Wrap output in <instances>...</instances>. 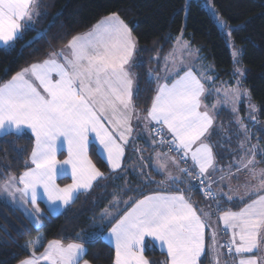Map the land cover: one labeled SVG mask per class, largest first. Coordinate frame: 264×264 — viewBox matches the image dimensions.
<instances>
[{"label":"snow or ice","instance_id":"6c2138e0","mask_svg":"<svg viewBox=\"0 0 264 264\" xmlns=\"http://www.w3.org/2000/svg\"><path fill=\"white\" fill-rule=\"evenodd\" d=\"M36 6V0H0V42L4 45L13 42L36 14ZM217 21L222 29L228 28L218 15ZM227 34L231 35L230 32ZM67 49L70 55H65L64 49L49 53V58L22 68L0 85V134L19 136L27 128L35 137L30 155L33 167H28L18 181L17 177L11 176L2 189L22 205H36L38 189H42L48 201L53 204L60 202L58 207L69 206L81 192L92 189L93 182L107 178L88 155L90 134H95L98 152L105 158L110 170L115 171L121 168L124 145L132 132V114L136 112L134 77L128 71L136 50L132 30L113 13L93 30L74 36ZM238 56L239 51L233 48V60L238 62ZM164 59L167 63L169 57ZM233 74L243 76L244 70L236 68ZM148 75L149 82L156 84V94L144 119L156 123L154 131L160 137L153 144L167 146L170 152L180 153V159L185 163L191 160L192 169L179 168V171L191 177L195 170L197 178H204L200 181L203 194L217 201V212L222 208L220 199L231 203L233 199L243 202L245 196L255 195L257 198L245 203L238 211H222L218 219L223 223L224 232L230 233V239L219 244L216 230L206 219L211 213L198 210L182 190L178 189L176 194L157 190L135 200L129 197L131 207L110 230L115 247L114 264H151L144 256L145 236L152 238L155 246L166 253L168 259L161 264H200L206 250V228L210 230L208 251L212 254L213 264H219L222 248L227 250L228 255L238 258L236 264H264V257L254 255L262 250L261 241H264V195L260 194L264 192V169L257 171L249 167L257 163V151L264 156V150H260L258 145L246 148L241 141L239 147L249 158L245 160L242 156L235 163L237 173L247 170L251 174V180L244 185L245 196L216 193L211 187L214 181L208 178V173L210 169L213 173L224 172V169L216 164L212 146L205 143L213 117L207 110H201L202 96L211 94L205 83L214 81L203 73L197 76L191 68L183 74L176 70L164 77L149 69ZM236 84L239 86L240 81L237 80ZM232 91L237 98L248 95L247 90L241 93L239 87ZM249 107L254 109L255 106ZM232 111L235 112V109ZM135 118H140L138 112ZM235 122L248 136L246 126L239 117ZM165 134L171 138L165 139ZM65 149L67 158L58 160V151ZM155 157L157 166L154 170L164 175L165 180L154 181L149 175L146 177L148 183L154 182L166 189L185 182L167 170V161L177 167L180 161L167 153L156 152ZM165 157L166 160L163 159ZM140 159L143 161V156ZM231 167L229 165L226 175L217 178L219 182L235 175ZM58 175L70 176L72 183L60 187L55 183ZM205 180L208 181L206 186ZM17 182L22 187H17ZM227 186L231 191L230 184ZM16 193L20 194L18 198ZM24 211L38 226L39 216H33L26 207ZM34 211L38 214L39 208ZM107 217V211L102 213L101 219ZM31 245L32 242H29L24 247L30 250ZM84 252L81 243L64 246L58 241H51L41 256L32 251L31 257L21 261V264H38L40 260L49 264H79ZM85 264L89 262L85 261Z\"/></svg>","mask_w":264,"mask_h":264},{"label":"trees","instance_id":"16d2710c","mask_svg":"<svg viewBox=\"0 0 264 264\" xmlns=\"http://www.w3.org/2000/svg\"><path fill=\"white\" fill-rule=\"evenodd\" d=\"M36 3V14L24 25L21 34L8 45L0 44V85L22 68L49 58V53L61 50L74 36L115 13L127 23L137 39L133 68L138 92L134 94L133 102L140 113L147 114L156 94V84L149 82V69L160 75L164 55L183 33L211 66V74L215 77L213 83L226 81L234 85L238 76L233 74L234 69L239 65L247 68L241 85L249 88L251 100L257 106V116L254 120L247 118L243 101L240 121L248 129L264 126V0H36ZM211 5L219 18L227 23L226 30L219 27ZM230 43L240 48L238 62L233 60ZM210 100H214L212 92ZM236 119L237 114L231 109L216 108L215 123L207 134L215 162L221 168L233 163L241 141L246 139ZM156 138L157 141L160 139ZM34 143V135L27 130L19 136L0 135V264H17L28 258L34 249L42 251L52 240L85 244L83 259L93 264H114L115 248L104 236L131 207L129 197L142 199L157 190L177 191L180 186L186 188L192 200L194 197L199 201L210 199L202 194L196 181L178 183L176 187L166 189L154 182L148 183L146 177L149 175L154 181L164 178L154 170L155 148L142 138L136 137L130 142L123 165L117 171L110 170L98 152L97 144L92 141L91 159L107 178L95 181L92 189L81 192L61 212L47 213L37 226L1 191L11 176H20L31 166ZM217 174L224 173L217 171ZM69 180V177H63L59 182ZM116 200L120 202L117 204ZM106 211L109 217L101 219ZM29 242H32L31 249L26 250L24 246ZM153 244L150 240L145 243V255L151 264H161L166 253Z\"/></svg>","mask_w":264,"mask_h":264},{"label":"rangeland","instance_id":"374dc122","mask_svg":"<svg viewBox=\"0 0 264 264\" xmlns=\"http://www.w3.org/2000/svg\"><path fill=\"white\" fill-rule=\"evenodd\" d=\"M187 2H188V0H187ZM211 9H212L213 13L215 15H217V13L215 11V8L212 5H211ZM117 16L119 17V15H117ZM119 18L122 21H124L121 17H119ZM101 20L102 19H100L97 23H95L93 25V27H91L90 29L86 30L85 32H83V33H81L79 35L85 34V33L89 32V31L93 30L97 24L102 22ZM124 23L127 24L125 21H124ZM132 35H133V33H132ZM178 38H179V40H178ZM175 42H176V46L174 45L175 49H173L170 52L168 51L163 57L164 68L166 66H168L169 63L171 65H173L175 60L177 61V64H178L179 67H181V65H182V62H181L180 59H184L188 63L191 62L190 52H189V50H185V48H184L183 42H188V40L184 37L183 33L176 38ZM229 46H230L231 54H232L233 48H236L239 51V54H240V48L234 46L232 43H230ZM193 50H194L195 53H197V54L199 53V51H197L198 49L196 47H194V46H193ZM165 57H169L167 63L165 62V59H164ZM132 63L134 64L133 61H132ZM192 63L199 69L201 74L203 73L204 76L210 77L208 75L207 71H206V66L205 65L198 64L196 61H193ZM204 64H207V62H204ZM238 68H241L242 70H244V75L240 76L238 74L234 85H231V84H229L226 81H220L217 84L210 83V89H211L212 94H214V97H215L214 102H215V105H216L217 108L227 107V108H229L231 110L234 108L235 109V113L237 114V117L240 118V105H241V102L244 101L245 105H246V110H247V118L252 120V118L257 116V106L251 100V92H250L249 88H246L243 85H241V80L246 75L247 68L245 66H240V65H239ZM237 80L240 81L239 86H237V84H236ZM237 87H239V90H240L241 93H243L245 90H247L248 95L247 96L241 95L240 97L237 98L234 95L233 91H232L233 89H236ZM249 105H254L255 106L254 109L250 108ZM137 112L140 114L139 115L140 118L137 119V122H138V124H143V121H142L143 118L141 117V113L139 112V110ZM250 117H252V118H250ZM156 126L157 125H155L154 127H156ZM154 127H153V132H154ZM246 129H247V132H248V136H246V139H244V141H243L244 144H245V147L246 148H250L252 145H258L260 150H264V126H257V127H251L250 126L249 129L247 127H246ZM137 137H139V136H137ZM249 137H250V139H249ZM132 141H133V139H132ZM162 152L163 153H167L166 151H162ZM167 154H168V156L173 157L172 154H170V153H167ZM242 156L244 157L245 160H247L249 158L248 156L245 155L244 152H242L240 147H238V152L235 153V155L233 156V163L230 164L232 166L231 167V172L234 173L235 175H232L231 177H228L224 182H218L214 186V191L216 193L219 194L221 192H224V193H228L229 195H232L233 197L245 196L244 185L251 180V174L247 170H241V171H239L237 173V168H236V163L235 162L240 161ZM255 160L257 161V163H255L254 165H249V167L250 168L254 167L257 171H259L261 169H264V156H262L260 154L259 150L257 151ZM168 164H169V168L167 170L170 171L173 175H175V171L172 168L175 165L172 164L170 160H169ZM223 169H224V172H223L224 174L223 175H226L227 172H228L229 166H226ZM163 178L165 180V176L164 175H163ZM251 182L255 183L254 180H252ZM167 183L171 184V182H167ZM229 184L231 186V191H229V187L227 186ZM260 194L264 195V192H262ZM256 198L257 197L255 195L245 196V199H244L243 202H241L239 199H233V201L231 203H229L228 201L227 202H223L226 199H220V203H221V206H222L220 212H217V210H216L217 201H215V199L214 200L204 199L203 201H199L198 197H194V199L192 200V203L194 204V206H196L198 208V210L202 209V206H208L209 210H204V211L210 212L211 214H210V216L206 217V219H208L210 221L211 227L213 229H215L216 232H217V235L220 236V234L222 233L221 231H223V223H222V221H220L218 219V217H219V215L222 214V211L223 210H227V209H231L233 211H238L240 208H242L244 206L245 203H248V202H250V200L256 199ZM218 199H219V196H218ZM206 231L210 232V230L208 228L205 229V232ZM226 236H227L228 239H230V233H227ZM224 241H225V239L222 240L220 242V244H223ZM210 244H211V242H210ZM261 244H262V250L259 251V252H255L254 253V255L257 258L264 257V241H261ZM84 246H85V244H84ZM153 246H155V244H153ZM85 251H86V246H85ZM144 252H145V249H144ZM220 254L221 255H219V259L221 258L222 261L223 260L226 261L229 257H231L233 259L232 260L229 259L228 262H235L236 263V261L238 259L237 257L226 255V253L224 251V248L220 249ZM84 255H85V252H84L82 258L80 259V262H82V260H84L83 259ZM208 258L210 259L209 264H213L212 254L210 252L208 253L207 257L205 256V261H204L205 263H206V260L208 262ZM167 259H168V257L166 255V258H165L164 261H166ZM45 262H48V261H45ZM17 264H21V261L18 262ZM48 264H49V262H48ZM201 264H202V260H201Z\"/></svg>","mask_w":264,"mask_h":264},{"label":"crops","instance_id":"0c3cea01","mask_svg":"<svg viewBox=\"0 0 264 264\" xmlns=\"http://www.w3.org/2000/svg\"><path fill=\"white\" fill-rule=\"evenodd\" d=\"M112 15V14H111ZM110 15H108V16H106V17H104V18H102V20L101 21H103V20H105L107 17H109ZM120 17V16H119ZM79 35V34H78ZM133 37L135 38V36L133 35ZM135 40H136V50L134 51V54H133V58H132V61L134 62V60H135V57H136V52H137V48H138V44H137V39L135 38ZM189 42V41H188ZM186 42V46H185V42H183V44H184V48H185V50H189V52H190V59H191V62L190 63H188L186 60H184V59H180L181 60V62H182V65H181V67H179L178 66V64H177V61L175 60L174 61V63H173V65H171L170 63L168 64V66H166L165 68H164V65H162V69H161V72H160V77H164L166 74H168V73H170V72H172V71H176V70H179V72H180V74H183V72L184 71H187L188 70V68H191L192 70H193V72H195L196 74H197V76H200L201 75V73H200V71H199V69L192 63L193 61H196L198 64H202V65H205L206 66V71H207V73H208V75L210 76V77H212V80L214 81V79H215V77L211 74V66L207 63V64H204V59L201 57V55L198 53H195L194 52V50H193V45L189 42ZM0 44H2V45H4L2 42H0ZM68 45V44H67ZM67 45L64 47V48H62V49H64L65 50V55H70V52H69V50L67 49ZM176 46V42H174V44H173V46H172V48L169 50V52L170 51H172L173 49H175V46ZM60 51V50H59ZM59 51H57V52H59ZM58 59H59V57H57ZM132 61L130 62V65L128 66V71L133 75V77H134V94L136 93V89H137V79H136V73H135V70H134V68H133V63H132ZM166 72V73H165ZM54 79L56 78L55 76L53 77ZM173 78H175V77H173ZM162 82V81H161ZM169 82H171V81H169ZM202 82H204V81H202ZM215 82V81H214ZM216 84V83H215ZM37 87H39V85L37 84ZM205 88L206 89H208L210 92H211V89H210V83H205ZM134 94H133V96H134ZM202 108H201V110L202 111H204V110H207L208 112H209V115L210 116H212L213 117V123H212V125L210 126V128H209V130H208V133H209V131L211 130V128L213 127V125H214V123H215V119H216V105H215V102H214V100H215V97H214V100H210V95L208 94V93H205V95L204 96H202ZM136 109V112H133V118H132V120H131V126H132V132L129 134V136H128V143L126 144V145H124V157L122 158V163H121V167H122V165H123V162H124V159H125V155H126V152H127V150L129 149V144H130V142L132 141V139H135L137 136H139V138H142V139H144L146 142H148V144L150 145V146H152V147H154L155 148V153L156 152H160V153H163L162 151H166L167 153H170V154H172L173 155V157L177 160V161H180V163H179V166L177 167L176 165L174 166V167H172L173 168V170L175 171V175L174 176H180L181 177V179L183 180V181H185V183L187 182V181H189V183L192 181V182H194V181H196L195 179H194V177H192V175L193 174H191V177H189V176H187V175H185V174H183V173H181L180 171H179V168H185V166H187L189 169H192L193 168V165H192V162H191V160L189 159L188 160V162L187 163H185L184 161H182L181 159H180V153H178V152H176V151H169L167 148H166V150H164V149H162L163 147H160V145L159 144H153V141H157V138H156V136H155V134H154V132H153V127L156 125V123L155 122H148V121H146L145 119H144V117H146V115L147 114H142L141 113V117L143 118V124H138V122H137V119H135V117H136V113H137V108H135ZM140 115V114H139ZM25 130H27V131H29V132H31L29 129H27V128H25ZM24 130V131H25ZM32 133V132H31ZM207 133V134H208ZM33 134V133H32ZM207 134H206V136H207ZM0 135H2V134H0ZM94 133L93 134H90V136H89V145H88V155H89V157H90V159H91V156H90V153H89V149H90V145H91V142L93 141L94 143H96L97 144V142H96V140L94 139ZM167 135V134H166ZM167 136H169V135H167ZM170 137V136H169ZM205 143H208V144H210L211 146H212V144L209 142V141H207L206 139H205ZM98 146V145H97ZM212 149H213V146H212ZM155 153H154V158H153V165H154V168H156V166H157V161H156V157H155ZM213 154H214V157H215V153H214V149H213ZM67 158V151H66V149L65 150H63V151H58V153H57V159L58 160H60V161H63V160H65ZM104 158V157H103ZM105 159V158H104ZM163 159H167L166 157L165 158H163ZM92 160V159H91ZM93 162V161H92ZM94 163V162H93ZM167 163H169V161H167ZM30 167H33V165H31ZM97 167V166H96ZM168 168H169V164H168ZM117 170H119V169H117ZM117 170H115V171H117ZM27 171V170H26ZM192 173H194V174H196V171L195 170H193L192 171ZM219 176H221V174H217V172H215V173H213L212 172V170L210 169L209 170V173H208V178L210 179V180H212V181H214L213 183H212V186H213V189H214V186L219 182L218 181V177ZM15 177H17V181H18V178H19V176H15ZM63 177H69L70 178V176H67V175H58L57 177H56V180H55V183L57 184V185H59L60 187H64L65 185H67V184H71L72 183V179L70 178V180L67 182V183H60L59 182V179H61V178H63ZM9 180V179H8ZM8 180L5 182V183H7L8 182ZM4 183V184H5ZM94 183V182H93ZM188 183V184H189ZM3 184V185H4ZM17 187H22V185L21 184H19L18 182H17ZM178 188H180L179 190H182L183 191V194L185 195V197L186 198H188L191 202H192V199H190V197H189V195L187 194V192H186V188L185 187H178ZM2 189H3V186H2ZM1 189V191H2V193H3V195H5V196H7L11 201H13V203L14 204H16L20 209H22L23 211H24V208L26 207L27 209H28V211L29 212H32L33 213V216H35V215H38L39 216V224H41V222H42V220H43V217L47 214V213H49V214H57V213H59V212H61L62 210H64L66 207H63V206H57V205H59V203L60 202H56V204H53L52 202H50V201H48L47 199H46V196L43 194V191H42V189H38V198H37V201H36V205H32L31 203H29V204H27V205H22L20 202H19V200H16V201H14L11 197H9L5 192H3V190ZM169 193H171V194H176L177 193V191H172V192H169ZM19 193H16V196H17V198L19 197ZM36 207H38L39 208V213L37 214V213H35V211H34V209L36 208ZM202 209L203 210H209L208 209V206H203L202 207ZM25 212V211H24ZM26 213V212H25ZM26 215L29 217V215L26 213ZM30 218V217H29ZM32 221H33V219L32 218H30ZM34 222V221H33ZM111 230V229H110ZM110 230L105 234V239L107 240V242H109L111 245H113L114 246V241H113V239L111 238V236H110ZM222 233L220 234V236H218L217 235V242L220 244V242L222 241V240H224L225 239V241H227V240H229L228 238H227V236H226V233L224 232V230L223 231H221ZM148 240H151L152 242H153V240H152V238H150V237H148V236H145V238H144V241H143V246H144V249H145V243L148 241ZM52 241H58V242H60L61 244H63L64 246H67L68 244H71V243H79V242H71V243H64V242H62V241H60V240H52ZM51 242V241H50ZM210 242H211V239H210V232L208 231H206L205 232V246H206V250H205V254L206 253H209V251H208V246L210 245ZM48 244H49V242L46 244V246L44 247V249L42 250V251H38V252H36V251H34L35 252V254H36V256H41V254H43L44 252H45V250L48 248ZM82 244V243H81ZM84 245V244H83ZM84 248H85V246H84ZM115 248V247H114ZM204 254V255H205ZM32 255V254H31ZM31 255L28 257V258H30L31 257ZM204 255H202V257H201V259H200V264H201V260H202V258H203V256ZM221 255V254H220ZM144 256H145V258H147L146 257V255H145V252H144ZM221 257V256H220ZM233 257H235V256H233ZM28 258H26V259H28ZM209 259V258H208ZM232 260L233 258H231V257H229L226 261L225 260H223L222 261V259L220 258L219 259V264H229V262H228V260ZM25 260V259H24ZM210 260V259H209ZM23 261V260H22ZM85 261H88V260H86V259H84V260H82V262H79V264H84L85 263ZM89 262V261H88ZM38 264H48V262H45L44 260H40L39 262H38ZM89 264H93V263H91V262H89ZM209 264V263H208Z\"/></svg>","mask_w":264,"mask_h":264},{"label":"built area","instance_id":"2783aa9c","mask_svg":"<svg viewBox=\"0 0 264 264\" xmlns=\"http://www.w3.org/2000/svg\"><path fill=\"white\" fill-rule=\"evenodd\" d=\"M157 127V126H156ZM156 127H154V129L156 128ZM155 132V131H154ZM164 138L165 139H170L171 137H169V136H164ZM185 168H188L187 166H185ZM193 175H192V177H194V179L196 180V182H197V184H198V187H199V189H200V191L202 192V194H203V191H202V186H201V183H200V181L202 180V179H204L203 177H200V178H197V176H196V174H194V173H192ZM207 183H208V181L207 180H205L204 181V185L206 186L207 185ZM212 187V186H211ZM204 195V194H203ZM205 196V195H204ZM225 242V241H224ZM223 242V243H224ZM225 250V253L227 254V250L226 249H224ZM228 255V254H227ZM229 264H236L235 262H230Z\"/></svg>","mask_w":264,"mask_h":264}]
</instances>
